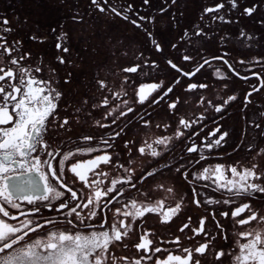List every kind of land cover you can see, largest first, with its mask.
<instances>
[{"label":"snow or ice","instance_id":"obj_1","mask_svg":"<svg viewBox=\"0 0 264 264\" xmlns=\"http://www.w3.org/2000/svg\"><path fill=\"white\" fill-rule=\"evenodd\" d=\"M152 3L88 0L81 9L64 0L82 31L73 34L67 20L50 25L51 59L19 34L35 27L29 39L47 45L38 21L0 12V264H264V207L253 203L264 200V58L233 61V37L213 27L259 17V35L241 28L235 39L249 49L264 44V0L205 5L175 41L158 20L181 29L187 3L162 0L156 13ZM93 16L131 25L148 50L133 51L125 37L96 43L94 25L83 28ZM214 38L221 51L210 57L201 49ZM178 49L191 70L169 55ZM102 50L107 57L81 82V96L73 91L78 76ZM166 70L176 75L162 76ZM204 73L207 81L194 79ZM234 78L249 85L243 95L230 89ZM237 104L243 136L227 151L224 121ZM158 106L167 119H156ZM85 117L102 131L72 136ZM242 148L247 161L225 159ZM193 207L206 214L187 215L182 235L165 237L149 225L155 217L171 226Z\"/></svg>","mask_w":264,"mask_h":264},{"label":"flooded vegetation","instance_id":"obj_2","mask_svg":"<svg viewBox=\"0 0 264 264\" xmlns=\"http://www.w3.org/2000/svg\"><path fill=\"white\" fill-rule=\"evenodd\" d=\"M132 2L137 6L141 7L143 6L142 0H132ZM217 0H181V3H187V8H182L183 11H185L186 16L182 19H184V24L182 25L181 29H175L172 27V24L170 21L166 20L165 18H159V22L168 23L169 27L167 30V38L170 41L178 40V38L181 35V32L184 27H190L194 25L195 23L199 22V14L205 5H211L215 4ZM243 2V0H242ZM246 2H251V0H246ZM88 0H68V4H77L81 7V9L87 8ZM163 6L162 0H153L152 6L150 11L152 13H156L159 8ZM147 7V6H143ZM0 12H6L10 17L20 16L23 18H29L32 22H39L40 24V34L42 36H45L48 38L47 45H39L34 42H32L29 39V35L31 32H35V27H32L31 29H23L19 34L24 38L26 41L27 47L31 49L34 53H42L45 54L49 59L54 54V41H55V35L51 33L50 31V25H58L59 22L67 20V28L69 31H71L73 34H77L80 31H82L81 26L75 25L71 22L69 19V15L71 12V8L66 6L64 4V0H0ZM145 15L148 14L146 11L144 13ZM235 15V13L233 14ZM240 19V24H222V23H216L213 24V27L216 29V31L220 34V37L222 38L224 35H231L233 37V40L228 42V48L233 53L232 59L233 61L239 60L240 58L245 59H254V58H264V44H256L253 46V48L249 49L245 46H243L238 40L235 39L236 34L240 31L241 28H246L249 32H256L257 35L260 34L259 32V17L256 18L255 21L251 20V18L247 17H237ZM94 25V31L98 34L100 37L95 42L96 43H102L104 40L111 38L113 36L115 37H125L130 42V45L135 51L139 47H143L145 51L148 50V42L146 39H144L143 35L138 32V30H135L132 28L131 25H126L123 22L119 21H110L107 20L104 17H96L93 16L91 20H87L83 28H89L90 26ZM159 30V29H158ZM211 31V30H209ZM204 49H207V54L211 57L213 54H217L221 49L219 48L218 41L216 38H214L212 41H205L201 52L204 51ZM171 58L175 59L178 64H181L183 67L192 69L194 66L187 64L182 61L181 59V51L178 49L176 52H171L169 54ZM107 57V51L102 50V53L99 57L91 58L88 62V67L83 70V72L78 76L77 84L74 85L73 91H76L79 93V95H84L85 92H87L86 87L81 86V82L85 80V77H87L89 80L91 79L93 71L97 68L99 65H103L105 59ZM160 59V62L164 64V58L157 57ZM132 59L131 56L124 57L121 59V63H128ZM219 62H217V65ZM166 68V65H165ZM240 71H245L244 68L240 67ZM80 70H78L79 72ZM257 71H261L259 66H257ZM155 75V73H153ZM172 75H176L174 73H171V70H166L162 73V76H167L168 79L172 78ZM147 79V78H145ZM194 79H200L207 81L209 79L208 73H204L203 76H198ZM255 82V81H252ZM213 83L217 85V81L213 78ZM248 84L240 81L238 79H233V81L230 83V89L235 90L239 92L241 95L244 94V91L246 88H248ZM216 89L214 88L213 91ZM91 95V93H89ZM177 95H185L183 92V89L178 90ZM78 99V97H77ZM93 99H98V96L93 97ZM232 115L228 117L226 121H224L225 127L232 133L229 146L227 151L232 150V145L237 143V141L243 136V129H244V122H243V115L244 113L241 111V106L237 104L235 108L232 109ZM250 115L252 113H249ZM99 118V117H97ZM167 115L165 112V109L158 106L156 119H167ZM92 120L90 117H85V122H82L81 124L74 125V132L71 134L72 136H83L87 134H95L99 133L102 130L94 129L91 127ZM207 127L210 129L213 127L211 123L207 125ZM133 130H135V126H133ZM107 131H112V129H109ZM61 138H65V134L61 133ZM255 133L250 132L249 136L250 139L252 137H255ZM199 139V138H197ZM259 141H256V144H258ZM256 144H253L255 147ZM186 147L187 145L178 146L175 149V154L178 157L181 152H185L186 154ZM123 151V149L121 148ZM221 152L223 153L224 150L222 149ZM249 154L247 153L246 149H241L239 153L234 154V156L231 157H225V159L229 162L232 160H244L247 161L249 159ZM179 183V181H178ZM184 190L187 191V187L184 186ZM201 193L203 195L204 189H201ZM209 195H219V193H211V190H208ZM254 205L257 208L264 207V200H255L253 201ZM203 214L202 210L195 209L194 207L190 210H186L185 214L181 216L173 225L171 226H165L158 223L155 217H153L151 220H149V225H155V227L159 230L160 233H162L165 237H171L173 233L176 235H182L179 233L178 228L185 223L187 215H192L195 217H199ZM222 223H224L226 226L229 225V221L223 220L221 218ZM197 221L194 220L193 224H195ZM209 228L211 230H215V225L212 222V220H209ZM63 227V225H61ZM234 229L230 227V234H232ZM233 238H235L233 236ZM185 243H189L185 239ZM223 243L222 241L220 242ZM167 247L174 248V245H168Z\"/></svg>","mask_w":264,"mask_h":264}]
</instances>
